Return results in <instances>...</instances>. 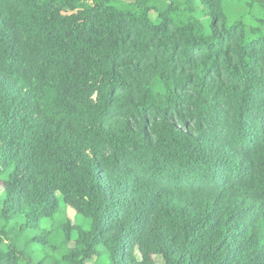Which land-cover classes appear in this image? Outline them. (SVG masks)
Masks as SVG:
<instances>
[{
    "label": "trees",
    "instance_id": "1",
    "mask_svg": "<svg viewBox=\"0 0 264 264\" xmlns=\"http://www.w3.org/2000/svg\"><path fill=\"white\" fill-rule=\"evenodd\" d=\"M0 189V264H264V0H0Z\"/></svg>",
    "mask_w": 264,
    "mask_h": 264
},
{
    "label": "rangeland",
    "instance_id": "2",
    "mask_svg": "<svg viewBox=\"0 0 264 264\" xmlns=\"http://www.w3.org/2000/svg\"><path fill=\"white\" fill-rule=\"evenodd\" d=\"M195 9L197 10V11H196V16H197L198 18H200V19L203 21L204 26L207 27V26H208V20L205 19V18L203 17V15L201 14L199 4H198V6L195 5ZM0 190H1V189H0ZM67 214H68L69 219H70L71 221H73V220H74V212H73L72 210H68ZM47 250H48L49 253H52V251H51L50 249H47ZM52 254H53V253H52ZM54 255H55L56 257H60V254H59V253H55ZM156 257H158V256H154L153 258L155 259ZM160 259H161V258H160ZM160 259H158L156 263H158V264H163V261L160 260ZM93 261H94V260H90V261H88L87 263H88V264H91ZM160 261H162V263H161Z\"/></svg>",
    "mask_w": 264,
    "mask_h": 264
}]
</instances>
